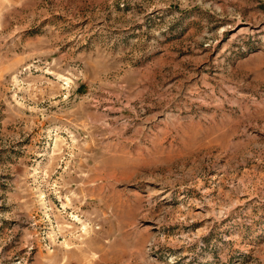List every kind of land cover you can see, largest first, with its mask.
Segmentation results:
<instances>
[{
    "label": "rangeland",
    "instance_id": "1",
    "mask_svg": "<svg viewBox=\"0 0 264 264\" xmlns=\"http://www.w3.org/2000/svg\"><path fill=\"white\" fill-rule=\"evenodd\" d=\"M0 264H264V0H0Z\"/></svg>",
    "mask_w": 264,
    "mask_h": 264
}]
</instances>
